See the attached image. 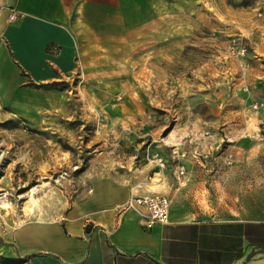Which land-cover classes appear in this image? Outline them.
Wrapping results in <instances>:
<instances>
[{
  "label": "rangeland",
  "instance_id": "rangeland-1",
  "mask_svg": "<svg viewBox=\"0 0 264 264\" xmlns=\"http://www.w3.org/2000/svg\"><path fill=\"white\" fill-rule=\"evenodd\" d=\"M191 11L189 34L138 38L125 74L55 84L68 100L30 117L9 108L23 74L0 61V242L141 168L153 183L171 172L178 187L198 183L203 218L264 221V0H193Z\"/></svg>",
  "mask_w": 264,
  "mask_h": 264
},
{
  "label": "crops",
  "instance_id": "crops-1",
  "mask_svg": "<svg viewBox=\"0 0 264 264\" xmlns=\"http://www.w3.org/2000/svg\"><path fill=\"white\" fill-rule=\"evenodd\" d=\"M192 2L0 0V61L23 74L14 79L19 85L9 108L27 117L38 108L48 112L55 97L68 100L52 85L76 77L86 86L125 74L138 38L172 42L181 28L190 33ZM11 11L19 16L15 22L8 18ZM41 101L48 104L37 105ZM179 165L183 175L185 166ZM175 174L153 183L156 178L141 168L129 181L105 182L61 220L18 226L0 242V256L25 258L27 264H264V221L201 217L194 197L198 183L178 187ZM148 193L170 200L168 223L150 230L143 227L144 208L126 209L132 196Z\"/></svg>",
  "mask_w": 264,
  "mask_h": 264
},
{
  "label": "built area",
  "instance_id": "built-area-1",
  "mask_svg": "<svg viewBox=\"0 0 264 264\" xmlns=\"http://www.w3.org/2000/svg\"><path fill=\"white\" fill-rule=\"evenodd\" d=\"M8 18L11 22H15L19 16L15 11H11ZM242 51L244 52V49ZM256 107L254 106V108ZM156 158H158L157 154L153 156V162L156 163V166L164 168L165 162L161 158ZM184 170V167H181L180 174H183ZM139 208L145 210L142 219L143 227L147 230L152 229L157 224H167L169 221L170 200L164 195L148 193L143 196H132L126 209L138 210Z\"/></svg>",
  "mask_w": 264,
  "mask_h": 264
},
{
  "label": "trees",
  "instance_id": "trees-1",
  "mask_svg": "<svg viewBox=\"0 0 264 264\" xmlns=\"http://www.w3.org/2000/svg\"><path fill=\"white\" fill-rule=\"evenodd\" d=\"M29 85L36 89H42L46 87L44 85H35V84H29ZM52 86H55V85H52ZM0 264H27V259L18 258L16 260H13V259H8L3 256H0Z\"/></svg>",
  "mask_w": 264,
  "mask_h": 264
},
{
  "label": "bare ground",
  "instance_id": "bare-ground-1",
  "mask_svg": "<svg viewBox=\"0 0 264 264\" xmlns=\"http://www.w3.org/2000/svg\"><path fill=\"white\" fill-rule=\"evenodd\" d=\"M34 190V189H33ZM31 204V203H30Z\"/></svg>",
  "mask_w": 264,
  "mask_h": 264
}]
</instances>
